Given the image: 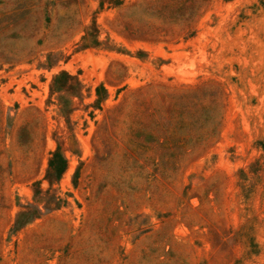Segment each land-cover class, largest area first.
I'll use <instances>...</instances> for the list:
<instances>
[{
	"label": "rangeland",
	"instance_id": "rangeland-1",
	"mask_svg": "<svg viewBox=\"0 0 264 264\" xmlns=\"http://www.w3.org/2000/svg\"><path fill=\"white\" fill-rule=\"evenodd\" d=\"M0 264H264V0H0Z\"/></svg>",
	"mask_w": 264,
	"mask_h": 264
},
{
	"label": "trees",
	"instance_id": "trees-1",
	"mask_svg": "<svg viewBox=\"0 0 264 264\" xmlns=\"http://www.w3.org/2000/svg\"><path fill=\"white\" fill-rule=\"evenodd\" d=\"M57 157H60L59 153L53 152V158H51L48 163L49 169H51V172H49L48 177L57 178L64 168V160L60 158L56 161Z\"/></svg>",
	"mask_w": 264,
	"mask_h": 264
}]
</instances>
